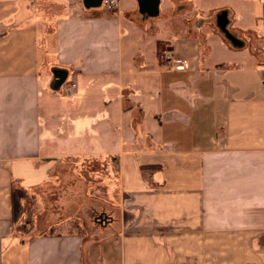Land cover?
Wrapping results in <instances>:
<instances>
[{
    "label": "crops",
    "instance_id": "0c3cea01",
    "mask_svg": "<svg viewBox=\"0 0 264 264\" xmlns=\"http://www.w3.org/2000/svg\"><path fill=\"white\" fill-rule=\"evenodd\" d=\"M217 1L0 0V264H93L82 233L12 211L76 162L118 184L120 264H264V0Z\"/></svg>",
    "mask_w": 264,
    "mask_h": 264
},
{
    "label": "rangeland",
    "instance_id": "374dc122",
    "mask_svg": "<svg viewBox=\"0 0 264 264\" xmlns=\"http://www.w3.org/2000/svg\"><path fill=\"white\" fill-rule=\"evenodd\" d=\"M221 3L224 2L218 0L216 5H221ZM114 11H112V13ZM261 13V8L255 9V14ZM159 21L168 22V17L167 19H159ZM155 22L158 23V20ZM160 24L162 23H158L159 26ZM261 28L263 29L264 27ZM214 30L217 31V28L215 27ZM241 37L244 38V47L247 48L246 51L252 50L254 54L263 55L261 49L262 44L255 41L251 34H246L245 36L242 34ZM226 38L228 41H233L235 35L233 36L231 32H227ZM168 53H170L169 49L160 45V57L167 58L169 57ZM61 168L62 165H60L59 169ZM95 172L97 173L94 174ZM52 183H62L63 186L59 191L52 190L50 192H45L47 197L44 201L42 200L43 192L41 191L38 193L35 192L34 196L32 195L34 192L22 191L21 196H17V203L19 206L17 210L19 218L17 229H25L22 233L28 234L31 223L36 219L39 221V232H47L49 226L47 227L48 223L43 222V219H45V221L51 223L52 232L59 231L68 234H83L85 241L90 243L92 248L94 246L91 252L92 254L87 257L86 261H89V257H91V262L93 264H98L99 260L103 262V264H106L107 257H109V260H111L110 263L120 264L118 240L112 238V243H107L108 237L111 236L110 234H112V232L115 236L119 232L118 227L120 223H116V220H120L123 215L120 202V191L115 178L107 175L104 166L100 163L76 162L74 164H67V167L61 171V178L60 174L56 171ZM14 191L18 192L20 190L17 189ZM40 200L42 202H40ZM103 213L112 215L115 223L112 229L108 228L105 233H97L102 231L100 228H96L95 225L104 220ZM42 216H45V218ZM26 218L32 221L26 222ZM116 230L118 231L117 233ZM93 233L96 234L94 237L91 236ZM114 235H112V237ZM110 247L112 248V254L108 256Z\"/></svg>",
    "mask_w": 264,
    "mask_h": 264
},
{
    "label": "water",
    "instance_id": "95a60500",
    "mask_svg": "<svg viewBox=\"0 0 264 264\" xmlns=\"http://www.w3.org/2000/svg\"><path fill=\"white\" fill-rule=\"evenodd\" d=\"M102 0H84L83 4L86 8H97L101 5ZM140 12L154 17L158 14L159 0H137ZM104 221V222H103ZM107 220L100 221V224L106 223Z\"/></svg>",
    "mask_w": 264,
    "mask_h": 264
},
{
    "label": "built area",
    "instance_id": "2783aa9c",
    "mask_svg": "<svg viewBox=\"0 0 264 264\" xmlns=\"http://www.w3.org/2000/svg\"><path fill=\"white\" fill-rule=\"evenodd\" d=\"M118 1L119 0H102L101 5L103 6L104 10L108 11V12H112L114 10H116L117 6H118ZM167 57L169 59V63L172 64V68L176 71H182L186 68L185 64L176 58H173L170 53H168ZM74 91H75V85L74 84H70L69 86H67L64 89V94L66 96H72L74 95Z\"/></svg>",
    "mask_w": 264,
    "mask_h": 264
},
{
    "label": "trees",
    "instance_id": "16d2710c",
    "mask_svg": "<svg viewBox=\"0 0 264 264\" xmlns=\"http://www.w3.org/2000/svg\"><path fill=\"white\" fill-rule=\"evenodd\" d=\"M17 194V195H16ZM22 191L15 192L14 188L12 190V211L14 218L17 216V210L19 209L18 203H17V196H21Z\"/></svg>",
    "mask_w": 264,
    "mask_h": 264
},
{
    "label": "flooded vegetation",
    "instance_id": "af4514ba",
    "mask_svg": "<svg viewBox=\"0 0 264 264\" xmlns=\"http://www.w3.org/2000/svg\"><path fill=\"white\" fill-rule=\"evenodd\" d=\"M108 222V221H107Z\"/></svg>",
    "mask_w": 264,
    "mask_h": 264
}]
</instances>
